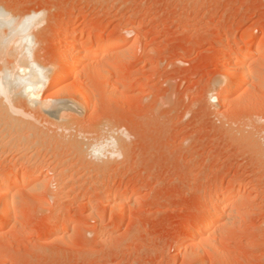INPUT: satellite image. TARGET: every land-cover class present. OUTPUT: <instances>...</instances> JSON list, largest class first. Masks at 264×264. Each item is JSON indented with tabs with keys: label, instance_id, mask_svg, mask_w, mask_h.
<instances>
[{
	"label": "rangeland",
	"instance_id": "374dc122",
	"mask_svg": "<svg viewBox=\"0 0 264 264\" xmlns=\"http://www.w3.org/2000/svg\"><path fill=\"white\" fill-rule=\"evenodd\" d=\"M1 8L18 19L42 14L32 35L43 66L57 65L65 29L128 51L85 62L77 81L87 102L69 97L77 112L65 122L1 124V178L39 185L16 191L20 214L0 231V264H264V53L226 103L212 99L225 96L226 58L250 50L242 39L264 43V0H0ZM54 91L43 94L52 104ZM98 142L116 153L96 159ZM225 197L235 202L215 213ZM208 209L223 219L201 234Z\"/></svg>",
	"mask_w": 264,
	"mask_h": 264
},
{
	"label": "bare ground",
	"instance_id": "6f19581e",
	"mask_svg": "<svg viewBox=\"0 0 264 264\" xmlns=\"http://www.w3.org/2000/svg\"><path fill=\"white\" fill-rule=\"evenodd\" d=\"M1 9L0 126L2 123L9 121L10 124H12V127H15L16 122H14L13 120V118L15 117L16 119L17 117L19 119L21 118L20 120L18 119V121H25L26 119H35L34 121H36L38 116L44 118L45 122L47 121L51 123V125H57V123L65 122V120L68 119L67 117H70L72 115L75 116V113L73 114V112H77V107L75 108L73 106V103L68 100L69 97L71 99L77 98L81 99L84 102H87L85 90L78 84L77 81V79L81 75L80 73L83 72H80L79 70L86 67L83 66L85 65V62L88 64L99 61L103 62L106 57L115 54H124L126 51H128L123 47L124 45L121 46V44H108L101 37H94L95 39H93L90 35L86 33L84 34V32L78 33L75 29L73 31H70L72 29L69 30L63 27V29L65 30L61 31L62 34L60 36V40L63 43V49L62 51L60 50V56H57L59 58L57 65L43 66V64L41 65L34 60V56H36L34 54V51L36 50L35 46L37 47V45H35L36 39L33 36L35 34L32 35L33 31L44 21L42 14L38 13L26 16L24 18L22 17V19H18V17L15 18L14 16L8 14V12L4 13L3 9ZM61 42L58 43L61 44ZM254 44L255 43L253 37H247L245 39L243 38L240 46H248L250 50L244 51L243 47L242 49L233 52L232 56L230 55L228 58H226L228 59L226 60L227 62L225 65L227 67L228 78L227 82L225 84L223 83V91L225 93H223V95L225 96L221 98L214 96L212 97L213 100H220V102L223 104L226 103V99L228 97L237 93V91L240 90L241 87L249 81L250 76L248 74V70L250 67H252V62L255 60L254 57L264 53L263 42L259 43L255 47ZM252 59L254 60L252 61ZM108 66L110 69H118V65L116 64H111V66ZM53 68L56 69V71L50 77V73L52 72ZM93 72H97L100 75V79L104 81L109 75V72L102 71L101 68L99 70H93ZM70 79L73 80L72 83L67 82L68 80L70 81ZM107 83L109 82L107 81ZM49 90H55V96L56 94L60 96L58 99L56 98L55 103L53 104L48 101L50 99L49 97V99L44 98L46 97L45 95L43 97V94L46 91L49 92ZM64 111H70L69 113L71 114H64ZM31 120L27 123H31ZM14 133L15 132H13V134ZM114 146L115 145L113 143L105 144L98 142L91 146V153L95 156V158L96 156L97 158H99V156L101 158L103 154L106 156V154H108L107 151H109L110 155H114L116 153H114L113 151ZM3 169L4 168L0 169V231L3 230L5 226H8V223H10L9 225L16 224L18 214H20L19 212L21 209V202L19 203V201L13 200V198L15 197L16 191L19 187H29L32 185V182L35 179L33 178V176L22 177L20 179L14 177H4L2 179L1 174ZM37 185H39V182L35 184V187H37ZM215 201L216 202H213V206L211 205V207H213L212 209L216 211L215 213L218 212V214H224V211H226L224 210L225 207L228 206V202L232 203V201H234V197L218 198ZM117 204L119 203L117 202ZM117 204H115V207ZM212 209H208L209 212H207H213L211 211ZM208 213H206V215ZM215 213H210L213 214L211 218L209 217V214L207 218L206 216L203 217V219L205 218V220L200 227L201 234H210L211 229L215 226L213 224V221L216 220L213 219L215 218ZM220 215L218 217L221 218L222 216ZM211 219H213V221H211ZM222 219L223 217L221 218V220ZM221 220L218 219L219 222H221ZM218 221L216 220L217 224H219ZM198 228L195 231H198ZM190 232H193V230H191ZM194 234V232L191 234L189 233L188 236L184 239V243L182 244L184 249L190 246V241L193 237L195 238ZM196 236L198 235L196 234Z\"/></svg>",
	"mask_w": 264,
	"mask_h": 264
}]
</instances>
